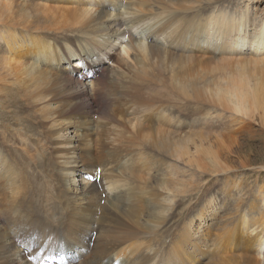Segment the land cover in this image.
Here are the masks:
<instances>
[{
    "label": "bare ground",
    "instance_id": "6f19581e",
    "mask_svg": "<svg viewBox=\"0 0 264 264\" xmlns=\"http://www.w3.org/2000/svg\"><path fill=\"white\" fill-rule=\"evenodd\" d=\"M122 1L0 0V264H32L38 257L72 254L80 246L84 257L78 262L73 256L70 262L62 259L63 264H193L198 262L192 247L197 242L200 252L209 242L221 259L228 246L242 250L248 242V250L264 248L263 221L244 218L239 228L242 237L229 236L227 227L219 226L210 200L177 229L169 253H163L167 246H159V241L146 240L148 231V236L158 238L177 202H188L186 196L197 192L192 185L198 175L229 170V166L221 168L224 161L213 165V170L208 163L206 170L196 164L192 152L196 116L213 111L211 115L219 123L227 120L229 127L233 123L242 127L255 117L264 124V11L260 18L253 17L250 8L238 14L234 2L230 11L217 12L212 4L224 0H126L125 12L118 15L130 16L129 20H111L112 5ZM251 1H246L249 7ZM157 23L164 44H147L145 33L139 40L122 42L120 25L150 26L151 31ZM118 42L120 61L115 66L100 65L97 75L92 70L77 76L79 70L59 64L64 46L69 50L72 43L83 45L81 52L77 50L80 55L100 46L107 56L106 51ZM157 81L168 83L179 103L163 105L146 99L145 87ZM209 102H215L217 110L206 108ZM12 104L28 107L35 117L20 119L15 114L8 121L7 107ZM126 105L133 115L128 143L112 129L121 123ZM187 105L194 108V124H178L181 117L176 113L187 117ZM36 121L43 126L39 136L31 134ZM70 130L76 138L67 135ZM14 138L22 146L5 150ZM79 142L85 146L80 158L74 152ZM14 151L23 161L31 157L28 171L46 174L36 190L12 156ZM211 159L214 164L216 159ZM89 166L95 167L93 182L75 187L76 180L70 182L73 171L81 168L88 174ZM97 168L102 171L96 172ZM154 169L156 176L146 178L145 172L149 175ZM181 173L189 176V182L178 180ZM51 201L57 202L58 211L45 209ZM103 201L107 206L101 205ZM36 206L40 210H33ZM152 211L153 218L145 219ZM209 214L213 226L207 229L203 222ZM66 216L70 219L64 220ZM42 218H46L43 224ZM144 225L140 236L136 230ZM214 233L218 237L213 238ZM60 235L71 237V245ZM131 239L130 248L117 251V244ZM87 249L93 253L91 259L85 256Z\"/></svg>",
    "mask_w": 264,
    "mask_h": 264
},
{
    "label": "rangeland",
    "instance_id": "374dc122",
    "mask_svg": "<svg viewBox=\"0 0 264 264\" xmlns=\"http://www.w3.org/2000/svg\"><path fill=\"white\" fill-rule=\"evenodd\" d=\"M237 1L238 0H233V1L224 0V1H221V3L220 2L214 3L212 4V6H214V9H216L217 12H223L225 11V9L230 11L232 3L235 2L233 9L238 14L250 8L252 10L253 17H258V18L261 17V13L264 11V0H252L250 2V3H253L251 7H249V4L246 3L247 0H241V3L239 6L237 4ZM126 4H127V1L123 0L121 4L112 5L115 9L113 11V14L115 17L112 18L111 20L116 19V17H118L120 20H125V22L129 20L130 16L118 15L119 12L123 11V7ZM194 6L197 7L198 3H196ZM157 24L158 25L154 26V29L151 31H149L150 26L146 27V26L138 25V27L134 29L128 26L120 25L119 30L121 31V34H123V38L125 37L122 42L123 43L124 41L127 42L130 38L139 40L140 35H142L140 33H143V34L145 33L144 36L147 39L146 40L147 44L148 42L149 44L150 43L164 44L165 43L164 38L163 36H160L159 30H158L160 23H157ZM121 28L122 29L125 28L124 32ZM250 30H252V28ZM130 31L135 32V35L132 34L131 36ZM71 45L74 48H71L69 46V50L67 48L68 46L66 47L67 49L64 46L63 51L65 55L62 54L63 55L62 59H60V63L59 62L58 63L59 64L64 63L65 66L63 65L61 67H64L65 69H70L73 67L75 71L79 70V71H76L77 76L79 74L81 75V73L89 74L92 70H95L93 74L97 75L96 74L97 70L101 68L100 65L101 66H104V65L115 66V64L120 61L119 53H120L121 45L119 44V42L117 43V46L109 48L106 51L108 52L107 56H106L107 53L105 54L103 48L100 46H96L94 50L89 54L81 53L80 55L77 52V50L81 52L80 49L82 50L84 48L83 45L74 44V43H72ZM61 52H62V49H61ZM188 52L189 51H187V53ZM77 55L79 56L76 58ZM82 58H84L86 61L85 67H84ZM69 60H71V62H68ZM83 68H86V69H83ZM86 85L90 86V83L87 82ZM144 92L148 93V95H146V99L152 100L158 104L174 105L176 103H179V100L177 101L178 97L176 93L169 87L168 83H163L159 81L150 82V85L145 87ZM187 106L190 108V105H187ZM206 108L217 110L218 107L215 102H209L206 104ZM192 110L194 112V108H190V113L187 115V117H184L179 112H177L176 115L181 117L178 124L185 122L189 125H193L194 123L192 122V120H195V115L192 112ZM263 110H264V107H263ZM7 111L11 112V114H7L10 116V118L8 119V121L10 122L13 120L12 117H14L15 114L16 115L19 114L20 119L26 117L27 115H34L33 112H28V111H31V110H28V107L22 108V106H19L16 104L9 105L7 107ZM212 113L213 111H211V114ZM211 114L205 111V114L196 116V120L198 124L192 130L195 133V136H194L195 145L193 147L191 146L192 152L194 156L197 158L196 164L204 168L205 170L207 167V163L209 164L210 167L212 166V170H213L214 169L213 165L221 164L223 161L225 164L223 163L221 165V168H225L226 166H229V170L225 171V173L221 172L218 174L211 173V172H205L206 173L205 174L203 171H202L203 175L197 174L198 177L197 175L196 177L198 178V181L194 183L195 185H192V186L197 187V190H196L197 192L196 193L194 192L191 197L186 196V199L188 202H185V201L177 202L175 207H173V211L169 213V217L166 219L167 220L166 224H164L162 228L159 230L157 234L158 238L154 239L153 238L154 234L148 236L149 234V231H148V234L146 236L147 242H151L155 244L156 241H159V244H160L159 246L161 247L167 246L164 249L162 248V251L164 254H167L171 251L170 250L171 237L173 236V238L176 239V236L174 234L176 233L177 229L183 224V222L186 219H191L193 217V214L197 210L196 208L205 204L207 200H210V202H213L215 204L213 212L217 215V219L221 222L222 220L223 221L226 220L225 222H222V223L220 222L219 226L227 227L229 236L239 235L240 238L242 237V235H240L239 228L241 229L242 227L241 223L244 218H246L247 220H257L258 222H262V221L264 222L263 220L264 219V213H263L264 212V205H263L264 200L261 201L264 198V124L261 125L260 121L256 119L255 117L252 120L250 119L247 120V122L245 123L246 125L243 124L242 127L238 125L237 123L236 124L233 123V125L229 127L227 120L222 119V121H220L221 123H219L217 119H215ZM225 114L229 116L230 112H225ZM258 114L260 113L258 112L255 113L256 116ZM27 117H30V116H27ZM132 117L133 115H131L130 111H128L127 105L123 106V115H122L121 123H117L116 127H112L115 133L120 134L119 139L125 141L126 143L129 142L131 135H132L131 125H130V121ZM94 119L97 120V117H94ZM36 122L37 123L35 125L37 127L35 126V130H34L35 133H31V134H35L36 136H39L41 134V130L43 129V126L39 121H36ZM0 125H1V121H0ZM213 129L215 131H212ZM216 131H218V133H221L222 137L218 138ZM230 131H232V133ZM75 133L78 135L79 129H76ZM75 133H73V130H70L67 132V135L70 137L76 138ZM16 145L18 147H21L22 142L20 141L16 142L15 138L11 139L10 141L7 142V144H5V150L11 149L13 146L15 147ZM76 145H77V148H75L74 152L78 154V157L80 158L81 149H82V152H84L83 150L85 149V146L83 145V142L76 143ZM202 145H203V149L205 147L204 150L206 152L202 151V148H201ZM196 147L199 148L200 152L199 151L197 152L196 150H194V148ZM29 149L31 151V148ZM68 151L70 150L67 149V151H64V152H68ZM31 152L32 154L35 155L34 150H32ZM76 154L75 156L77 157ZM12 156H14V159L18 163V166L25 173V175L29 174L27 178L32 183L33 188L36 190L37 184L39 182L44 181V176L46 174L31 173V171H28L29 167L32 166V162H33L31 161L32 160L31 157L27 156L25 161H23L22 157L20 159V154H18L16 151L12 153ZM210 156L214 160L216 159L215 160L216 162L214 164L212 163V159ZM209 159L211 161H209ZM197 169L201 171L199 168ZM82 170H84V168H82ZM100 171H102V168H97L96 172H100ZM87 172L88 174L82 173L81 168H76L73 171V174L70 178V182L72 180L73 181L76 180L75 187L79 189L82 188L85 184H89V182L92 183L94 176H95L94 175L95 167L91 168L89 166ZM57 176L58 174L55 175V177ZM145 176L146 178H148V176H152V177L156 176V170L154 169L151 172H149V175L147 174V172H145ZM87 177H92V179H88ZM82 178L85 181H82ZM189 179L190 178L188 175H186V173L185 175H182V173L179 174L178 180H184V181L189 182ZM228 186L231 188L229 189ZM160 196L161 195H157L156 197H158L159 199L163 197V196L162 197ZM148 203L149 202H145V205L147 206ZM51 205H56V206H51ZM57 205H58L57 202L51 201V203L45 209L48 210L50 208L51 210L58 211L59 209ZM101 205L107 206L106 201L101 202ZM36 207H33V210L34 209L40 210L41 208L39 206H36ZM60 210L65 211V209H60ZM153 214H154L153 211H152V214L148 216L146 213L144 218L151 219L153 218ZM240 214H245V216L242 217L240 216ZM67 219H70V216L64 217V220H67ZM210 219L211 218L209 214L207 216V219L203 222L204 228L206 227H208L207 229L212 228L213 223L209 222ZM45 221H46V218H42L41 223L43 224L45 223ZM196 225H198L197 221H196ZM144 231H145V225L143 228L136 230L137 233H141L140 236L143 235ZM262 231L264 232V230ZM237 232L239 233L237 234ZM96 235H98L97 232L95 233V236ZM255 235H256V231L252 233L250 240H253ZM60 236H61V240L67 245H71V242H73V240H70L71 242L69 241V239L71 238L69 236H63V237L62 235ZM215 237H218L216 233H214L213 235V238ZM246 239L249 240L247 235H246ZM241 240L243 242H246L245 239H241ZM131 243H133L132 239L126 240L123 243L117 244L115 248L117 249V251H120L121 248L128 249L132 245ZM197 244L198 242L195 243L194 246L192 245L193 249L196 250L195 252L196 255L198 256V262L193 263V264H255L256 261H260L261 263H264V248L261 249L260 251L259 249L257 250V248L248 250L247 249L248 242L243 243V245H241L243 248L242 250H240V248L234 245L231 247L228 246L227 252L225 254H222V257L224 259H221L215 256V254L219 253V250L213 249V247L210 245L209 242H206L204 246L202 245L203 249L201 250V252L199 251V247L196 246ZM159 246L158 244L155 245L157 249H159ZM89 248H91L92 250L93 244L90 243ZM77 250L78 251H74L72 254L65 253L62 255H56L59 257H55V258L45 256L43 257V259H41L38 257L37 260L32 262V264H63L62 259L69 260V262L71 260L76 259L75 261L78 262L80 258L84 257L83 256L84 251L82 250L81 246ZM86 251L87 252L85 256L87 257V255H89V259H91L93 257V253L88 251V249ZM130 254L131 252L127 253L124 257ZM72 256L75 259H73ZM19 264H24V263L20 261ZM101 264H108V262L102 261ZM169 264H175V261H171Z\"/></svg>",
    "mask_w": 264,
    "mask_h": 264
},
{
    "label": "snow or ice",
    "instance_id": "6c2138e0",
    "mask_svg": "<svg viewBox=\"0 0 264 264\" xmlns=\"http://www.w3.org/2000/svg\"><path fill=\"white\" fill-rule=\"evenodd\" d=\"M88 179H92V177H87Z\"/></svg>",
    "mask_w": 264,
    "mask_h": 264
}]
</instances>
